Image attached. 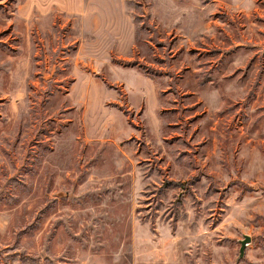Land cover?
<instances>
[{
    "label": "rangeland",
    "instance_id": "obj_1",
    "mask_svg": "<svg viewBox=\"0 0 264 264\" xmlns=\"http://www.w3.org/2000/svg\"><path fill=\"white\" fill-rule=\"evenodd\" d=\"M0 264H264V0H0Z\"/></svg>",
    "mask_w": 264,
    "mask_h": 264
},
{
    "label": "crops",
    "instance_id": "obj_2",
    "mask_svg": "<svg viewBox=\"0 0 264 264\" xmlns=\"http://www.w3.org/2000/svg\"><path fill=\"white\" fill-rule=\"evenodd\" d=\"M109 67L112 70H116V72H118L119 75L123 73V74H128L129 76H131L132 79L130 81L134 82V87L136 89L134 90L136 93V100L135 102H131V105L134 106L132 108H139V107L145 106L146 101H148L152 95L155 98V95H156L155 85L156 84L153 82V79L147 76L145 73L143 74L142 72H140L135 65L126 66L120 63H113V64L110 63ZM119 78L121 79V81H117V83L121 82L123 86H125L127 83L125 82L123 77H119ZM72 83L73 84L71 85L73 86L75 81ZM107 90H109L108 87H107Z\"/></svg>",
    "mask_w": 264,
    "mask_h": 264
},
{
    "label": "water",
    "instance_id": "obj_3",
    "mask_svg": "<svg viewBox=\"0 0 264 264\" xmlns=\"http://www.w3.org/2000/svg\"><path fill=\"white\" fill-rule=\"evenodd\" d=\"M251 240V237L249 234H244L243 238L239 239L240 242V246H239V256L241 257L244 253V249L246 246V243L249 242Z\"/></svg>",
    "mask_w": 264,
    "mask_h": 264
}]
</instances>
